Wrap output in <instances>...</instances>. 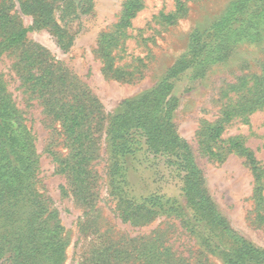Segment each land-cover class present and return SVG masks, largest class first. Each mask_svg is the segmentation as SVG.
I'll list each match as a JSON object with an SVG mask.
<instances>
[{
	"label": "rangeland",
	"instance_id": "rangeland-1",
	"mask_svg": "<svg viewBox=\"0 0 264 264\" xmlns=\"http://www.w3.org/2000/svg\"><path fill=\"white\" fill-rule=\"evenodd\" d=\"M129 1L0 0V81L33 139L37 186L66 231V264H226L201 244L205 232L187 224L184 172L137 148L120 171L114 167L110 122L162 83L172 85L163 91L171 123L228 221V238L264 250V105L242 107L264 99V0H181L184 10L171 22L164 16L177 11V0H140L142 8L120 27ZM20 28H28L26 36L11 43ZM195 47L207 58L168 78L181 60L192 63ZM73 102L84 108L71 134L64 114ZM221 122V140L209 142L207 128ZM232 138L255 154L259 182L229 149ZM115 177L136 201L162 197L168 212L126 215L115 204ZM173 202L183 215L170 209Z\"/></svg>",
	"mask_w": 264,
	"mask_h": 264
},
{
	"label": "trees",
	"instance_id": "trees-1",
	"mask_svg": "<svg viewBox=\"0 0 264 264\" xmlns=\"http://www.w3.org/2000/svg\"><path fill=\"white\" fill-rule=\"evenodd\" d=\"M142 6L140 0H130L126 4L119 26L129 25ZM183 10L182 1L177 0V11L164 18L171 22ZM27 32L28 28H20L8 40L13 44L19 43ZM193 50L195 57L192 63L181 60L170 71L168 78L198 66L207 58L204 52L197 54L200 49L195 47ZM171 86L169 83H162L144 93L129 102L128 110L110 122L108 132L116 172L122 169L125 158L133 154L135 148L147 159L152 155L167 158L170 166L184 172L182 196L185 206L191 211L187 224L193 232H196V229L205 232L199 235L201 244L203 243L212 254L222 256L226 264H264V250L243 239L228 238L232 233L228 221L203 188L202 171L194 161L193 152L189 145L180 139L171 123V101H165L166 98L163 97V91H168ZM261 96L242 105L243 111L253 112L263 106L264 99ZM159 107L162 108L159 110ZM83 108L84 104L77 105L73 102L64 114L65 120L71 121V134L76 133L75 129L81 125L80 111H83ZM25 128L23 115L0 81V261H6L7 264H66V231L56 211L51 209L48 197L40 193L37 186L38 157L34 152L33 139ZM224 128L222 122L207 128L209 142L221 140ZM82 133L84 132H78V140ZM228 142L230 150L245 158L256 182H259L262 171L253 151L245 147L238 138L229 139ZM207 150L211 155L216 154L212 145H209ZM113 181L119 190L115 193L116 207L125 209L126 215L137 214V218L142 220L152 218L150 214L153 213L157 215L168 212L166 202L160 200L162 197L142 195L136 201L135 197H129L124 190L121 178L115 177ZM258 191L259 198H263L262 188L259 187ZM173 203L178 206L172 205L170 209L177 212V215H183L181 204ZM165 264L176 262L168 259ZM181 264L189 263L184 261Z\"/></svg>",
	"mask_w": 264,
	"mask_h": 264
}]
</instances>
